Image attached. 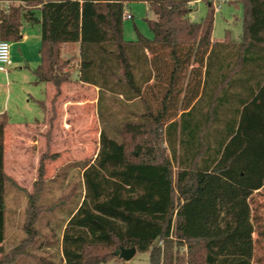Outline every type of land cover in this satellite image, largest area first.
I'll list each match as a JSON object with an SVG mask.
<instances>
[{
  "label": "trees",
  "instance_id": "1",
  "mask_svg": "<svg viewBox=\"0 0 264 264\" xmlns=\"http://www.w3.org/2000/svg\"><path fill=\"white\" fill-rule=\"evenodd\" d=\"M11 1L36 9L0 8V39L20 41L24 22L40 25L38 83H52L59 96L71 78L63 44L79 42V79L99 88V105L107 92L122 102L101 118L98 153L83 165L81 200L61 220L63 264L108 262L131 247L150 252L151 264H252L251 197L264 188V0H240V41L229 32L213 39L211 4L203 20H191L199 0ZM134 1L149 3L152 38L137 28V40L124 37L125 6ZM8 123L1 113L0 244L7 185L26 191L28 203L25 235L0 247V264H59L37 252L56 243L39 224L72 196L40 203L45 161L56 155L40 158L33 192L6 173Z\"/></svg>",
  "mask_w": 264,
  "mask_h": 264
},
{
  "label": "rangeland",
  "instance_id": "2",
  "mask_svg": "<svg viewBox=\"0 0 264 264\" xmlns=\"http://www.w3.org/2000/svg\"><path fill=\"white\" fill-rule=\"evenodd\" d=\"M19 6L26 10L36 9L22 2L15 3L12 7ZM193 8V21H201L209 13L210 1L199 0ZM212 8L214 9V7ZM126 11L134 15V18H125L124 21L128 38L129 36L132 39L138 38L136 28L148 37L153 36L147 22V18H152L153 14L147 11V5L143 1L130 2ZM214 16L213 38L215 40H223L227 32L233 40L240 41L242 39L243 5L240 0H225L219 11L214 10ZM28 27H31L32 30L33 26L25 23L23 32H27ZM32 34L33 37L29 40L21 41V39L12 42L13 65L8 74L0 72V114L6 112L9 117L8 154L6 153L5 164L8 171L12 168L20 173L18 181L22 185L21 187L33 192V183L38 178L40 158L43 155H56L55 159L48 158L45 161L47 182L40 197V203H55L60 197L67 195L72 198L64 207L58 209L56 214H48L39 224L43 234L50 237L49 241L51 236L55 235L56 243L49 249L42 248L37 252L41 255L51 256L61 264L60 241L64 225V220L63 222L61 220L64 218L66 220L67 211L76 207L81 200L83 188L80 184L83 165L92 161L98 153L102 127L101 118L105 120L104 118L108 117L110 104L119 108V103L122 105V102L112 93L107 92L99 105V88L97 86L82 83L80 79L72 80V73L78 69V59L71 55L63 57L70 61L69 66L65 68V71L69 70L71 73L70 81L64 83L66 84L64 91L61 90L60 95L56 97V89L53 84L37 82L34 71L41 58L40 42L36 38L37 34L35 32ZM50 89L54 94L51 95ZM39 100H44L46 112L39 105ZM162 147H166L167 153H170L166 142L162 144ZM179 168L178 162L174 161L175 173ZM77 185L78 190L74 194L73 190ZM73 194L77 195V199H73ZM6 196L7 203L10 206H17L20 211L18 212V223H11L10 226L8 222L6 223L8 239L3 246L4 250L15 246L24 237L22 223L28 203L27 192L12 185H7ZM175 196L177 201V193ZM251 207L255 226L253 235L255 250L252 264H264V188L254 192L251 197ZM9 212L8 208L7 218ZM58 221L60 222L58 223ZM181 253L186 256L188 254L186 249H181ZM28 263L36 264V261L30 259ZM99 264H151L150 252L138 251L130 260L120 257Z\"/></svg>",
  "mask_w": 264,
  "mask_h": 264
},
{
  "label": "crops",
  "instance_id": "3",
  "mask_svg": "<svg viewBox=\"0 0 264 264\" xmlns=\"http://www.w3.org/2000/svg\"><path fill=\"white\" fill-rule=\"evenodd\" d=\"M48 1H59V0H44V2H48ZM81 2H82V0H80ZM144 2V4H146L147 5V11L148 12H150V13H152L153 14V12L150 10V6H149V3L148 2H145V1H143ZM129 3L130 2H127L126 3V10L129 8ZM194 4L195 3H193L192 4V9H194L193 7H194ZM125 10V15L126 14H128V13H130V12H127ZM192 12H193V10H192ZM192 12L190 13V18H191V20H193L192 19ZM131 14V13H130ZM124 15V16H125ZM132 15V14H131ZM155 16H154V14H153V17L152 18H154ZM132 18H134V15H132ZM25 23L26 24H28V25H31V26H33L32 27V30L30 29L31 27H28V30H27V32H23V28H24V25H25ZM33 32H35L36 34H37V36H36V38H38L37 40H38V42H40V46H41V32H40V25L39 24H34V23H31V22H24V24H23V27H22V40L21 41H23V40H29L31 37H33ZM153 34V33H152ZM146 36V35H145ZM124 37L127 39V40H132V41H135V40H137V39H132L131 38V36H129V38H128V36H126V30H125V28H124ZM146 37H148V36H146ZM153 37V36H152ZM152 37H149V38H152ZM214 39V38H213ZM215 40V39H214ZM219 41V40H218ZM12 43V42H11ZM62 49H63V57H68L69 55H71V56H74V57H77V59H78V63H77V67H78V69H76V71H74V73H72L73 74V76H72V80H79V67H80V64H79V62H80V43L79 42H77V43H65V44H63V47H62ZM39 52H40V48H39ZM41 57V56H40ZM40 62H41V58H40ZM40 62L38 63V65L40 64ZM76 67V68H77ZM35 73V72H34ZM81 82V81H80ZM44 83H47V84H52V83H48V82H44ZM83 83V82H82ZM49 87H50V85H48ZM64 87H66V84H64L63 86H62V90L64 91ZM51 88V87H50ZM50 93H51V95L52 94H54V92L52 91V89H50ZM39 101H44V100H39ZM46 102V101H45ZM43 110L46 112V110H45V108H43ZM44 112V113H45ZM45 117V116H44ZM36 121H39V120H36ZM27 123H34V122H27ZM8 126H9V123H8V125L6 126V129H5V156H4V166H5V171H6V173L9 175V176H11V177H13L16 181H17V183L20 185V183H19V181H18V177H19V175H20V173L16 170V169H12L11 168V170L10 171H8L7 169H6V164H5V159H6V153L8 154V142H7V128H8ZM16 138V140H18L17 139V137H15ZM15 140V141H16ZM18 142V141H17ZM20 186H22V185H20ZM79 205H80V203H79ZM78 205V206H79ZM9 208V210H10V212H9V216H8V218H7V216H6V223L8 222L9 223V226H10V224L11 223H18V221H19V214H18V212L20 211V209L17 207V206H13V205H9L8 203H7V209ZM7 209H6V211H7ZM68 221V218H67V220H66V222ZM65 222V223H66ZM7 239H8V233L6 234V240L4 241V243H2V244H0V247L2 246H5V243H6V241H7ZM48 249H49V247H47ZM61 248V247H60ZM61 255H62V248H61ZM64 263V261H62L61 262V264H63Z\"/></svg>",
  "mask_w": 264,
  "mask_h": 264
},
{
  "label": "built area",
  "instance_id": "4",
  "mask_svg": "<svg viewBox=\"0 0 264 264\" xmlns=\"http://www.w3.org/2000/svg\"><path fill=\"white\" fill-rule=\"evenodd\" d=\"M210 4L214 7L215 11H219L222 8V4L225 0H209ZM19 3V1L14 2L11 0H0V8L9 10L13 4ZM125 18L131 19L132 15L130 13L125 15ZM12 43L8 40L0 39V72L6 74L9 73L10 67L13 65V59L11 55Z\"/></svg>",
  "mask_w": 264,
  "mask_h": 264
},
{
  "label": "water",
  "instance_id": "5",
  "mask_svg": "<svg viewBox=\"0 0 264 264\" xmlns=\"http://www.w3.org/2000/svg\"><path fill=\"white\" fill-rule=\"evenodd\" d=\"M115 253L116 255L120 256L125 260H130L137 253V248L136 247L121 248L120 250H117Z\"/></svg>",
  "mask_w": 264,
  "mask_h": 264
}]
</instances>
